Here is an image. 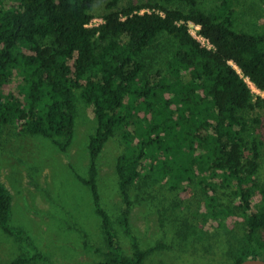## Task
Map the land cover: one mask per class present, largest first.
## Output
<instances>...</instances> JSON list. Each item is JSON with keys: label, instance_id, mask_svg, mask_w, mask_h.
I'll list each match as a JSON object with an SVG mask.
<instances>
[{"label": "trees", "instance_id": "obj_1", "mask_svg": "<svg viewBox=\"0 0 264 264\" xmlns=\"http://www.w3.org/2000/svg\"><path fill=\"white\" fill-rule=\"evenodd\" d=\"M174 2L182 7L167 6ZM92 5L0 0V132L10 126L41 135L64 151L74 132L77 90L91 106L96 128L82 181L107 245L105 259L96 264H143L154 249L141 250L133 240L132 255H123L99 205L96 158L114 134L123 146L116 170L125 230L134 181L171 190L192 184L202 196L203 220L230 233L225 219L242 218L243 233L227 252L229 264L264 259V184L255 178L264 156V97L248 84L264 92V27H240L235 0H215L207 10L197 0H107L102 22L89 25ZM189 23L199 26L210 47L193 37ZM162 35L175 45L154 70L148 51ZM218 189L230 191L229 204L219 201ZM9 220L10 196L0 182V228L30 246ZM40 259L34 253L12 264Z\"/></svg>", "mask_w": 264, "mask_h": 264}, {"label": "rangeland", "instance_id": "obj_2", "mask_svg": "<svg viewBox=\"0 0 264 264\" xmlns=\"http://www.w3.org/2000/svg\"><path fill=\"white\" fill-rule=\"evenodd\" d=\"M106 1L93 0L89 25L102 22ZM197 1L206 10L215 4V0ZM167 6L182 7L175 2ZM235 8L240 27L248 31L264 27V0H235ZM198 30L199 26L189 23L193 37L210 47ZM173 45L174 40L165 35L153 43L148 53L154 70L163 65ZM248 84L255 96L264 97V92ZM75 94L74 132L66 150H59L41 135L18 133L14 127L0 132V182L10 196L9 224L21 229L30 242L27 246L0 228V264H12L15 258L34 253L41 259L24 264H96L105 259L101 218L89 186L82 181L88 176V143L96 120L78 90ZM122 150L120 136L114 134L96 158L95 177L99 205L109 217L122 254L132 255L135 240L141 250L154 247L143 264H229L227 252L243 233L242 218L236 214L225 219L230 233L213 221L203 220L202 196L192 184L171 190L160 183L134 181L128 186V230L122 227L119 217L126 203L118 186L122 177L116 170ZM255 178L264 184V156L259 159ZM216 195L220 202L229 204V190L218 189ZM183 224L192 227L191 231Z\"/></svg>", "mask_w": 264, "mask_h": 264}, {"label": "water", "instance_id": "obj_3", "mask_svg": "<svg viewBox=\"0 0 264 264\" xmlns=\"http://www.w3.org/2000/svg\"><path fill=\"white\" fill-rule=\"evenodd\" d=\"M238 264H264V259L248 257V258L242 260Z\"/></svg>", "mask_w": 264, "mask_h": 264}, {"label": "built area", "instance_id": "obj_4", "mask_svg": "<svg viewBox=\"0 0 264 264\" xmlns=\"http://www.w3.org/2000/svg\"><path fill=\"white\" fill-rule=\"evenodd\" d=\"M203 38V37H202ZM207 41V40H206ZM210 45V44H209Z\"/></svg>", "mask_w": 264, "mask_h": 264}]
</instances>
